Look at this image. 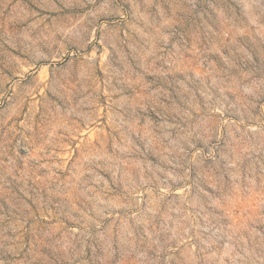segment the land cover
I'll use <instances>...</instances> for the list:
<instances>
[{
  "label": "rangeland",
  "instance_id": "374dc122",
  "mask_svg": "<svg viewBox=\"0 0 264 264\" xmlns=\"http://www.w3.org/2000/svg\"><path fill=\"white\" fill-rule=\"evenodd\" d=\"M0 264H264V0H0Z\"/></svg>",
  "mask_w": 264,
  "mask_h": 264
}]
</instances>
